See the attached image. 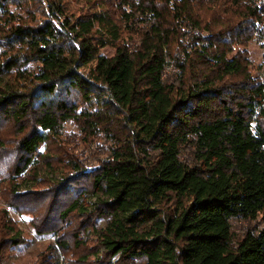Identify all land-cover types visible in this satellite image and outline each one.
<instances>
[{
	"label": "trees",
	"instance_id": "1",
	"mask_svg": "<svg viewBox=\"0 0 264 264\" xmlns=\"http://www.w3.org/2000/svg\"><path fill=\"white\" fill-rule=\"evenodd\" d=\"M254 39L264 45V0H0L11 199L51 188L48 175L73 194L47 209V264H264ZM75 218L80 232H66Z\"/></svg>",
	"mask_w": 264,
	"mask_h": 264
},
{
	"label": "rangeland",
	"instance_id": "2",
	"mask_svg": "<svg viewBox=\"0 0 264 264\" xmlns=\"http://www.w3.org/2000/svg\"><path fill=\"white\" fill-rule=\"evenodd\" d=\"M71 6L78 10L84 6V3L73 1ZM245 49L251 61L250 67H252V73L264 80V45L254 39L245 46ZM111 52V49H104L102 51L105 55L111 54ZM9 133L7 132V134ZM63 135L68 138L64 140L68 143H71L75 138L77 139L78 130L76 124L73 122L67 123ZM65 145L69 144L65 143ZM52 147L54 148L53 143ZM14 149L15 147L9 146V150H12V152H9L12 160L7 158L8 156H0V160L2 159L0 161V264H47L52 258V253L56 252L53 251L51 253L50 251V248L56 243V236L51 234L50 229L45 225L51 219L50 217L48 220L46 217L48 213L47 209H62L63 205L70 200L73 194L68 193L69 190L66 188V183L68 182H64L63 185H59L58 187H53L56 185V182L53 181L54 176L48 175L47 178L52 180L49 182L51 188L47 189L46 183L40 184L34 191L32 190L33 192L27 193L28 195L24 194L20 203L13 201L7 185L6 173L11 169L12 163H14ZM83 150L85 148L80 143L79 149L76 152L82 153ZM9 153L8 155L10 156ZM51 154L55 156L56 152L54 149ZM82 154L84 155V151ZM58 188H62L61 192ZM25 190L29 191V186ZM52 201L54 203L49 208ZM93 201L94 199L85 197L83 201L84 206L91 209ZM58 215L59 211L54 214L56 217ZM55 222H57V226H60L58 220H55ZM72 223L73 225L66 232H80V220L75 218ZM8 225L9 227H13L15 231L18 230L22 233V243L19 246L6 247V244L3 242V238L10 239L9 234L11 231L7 229ZM88 244L90 245V243ZM64 254L66 255L67 253Z\"/></svg>",
	"mask_w": 264,
	"mask_h": 264
}]
</instances>
